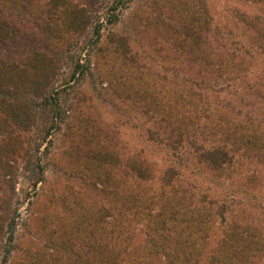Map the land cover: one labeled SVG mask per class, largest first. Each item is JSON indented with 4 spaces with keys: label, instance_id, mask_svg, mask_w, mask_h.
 <instances>
[{
    "label": "rangeland",
    "instance_id": "1",
    "mask_svg": "<svg viewBox=\"0 0 264 264\" xmlns=\"http://www.w3.org/2000/svg\"><path fill=\"white\" fill-rule=\"evenodd\" d=\"M68 1L86 8L93 19L73 35L69 46L57 45L53 48L59 63L51 93L54 96L55 91L60 93L58 106L67 113L72 115L80 110L81 117L95 115L98 125L103 128L101 144L117 156L128 158L139 154L154 165L156 181L147 187L149 195L154 197L151 203L153 214L160 210L162 203L157 197L158 175L168 165L172 155H166V148L163 154L160 153L155 141L147 139L145 127L158 128L164 138L177 128L188 129L191 134H197V143L204 147L225 143L231 149L233 144L224 136L241 137V148L229 152L233 155V163L225 166L220 174L205 169L203 165L195 170L182 166L176 179V187H179L176 195H194L193 203L199 207L203 205L209 213L206 216L211 226L208 236L201 239L194 233L193 239L190 237V241L198 240L192 250H199V253L195 255L196 251H190L197 264H210L213 256H219L220 260L229 259L230 264H243L245 255H237V242L232 238L251 235L264 242V49L261 42L255 40L256 33L248 25L249 19L264 16V2L201 0V6L197 0ZM43 2L32 5L40 7ZM190 7H196L199 14L208 16L212 31L208 45L188 42L184 44V50L180 44L170 42V36L173 35L176 20L190 21ZM16 10L10 14L15 17L12 23L16 27L21 26L24 34L18 44L9 46L10 50L2 45L0 50L3 48L17 55L24 52L30 54L45 45V41H40L41 32L37 33L35 25H32L35 19L32 13L28 10L26 15ZM62 11L66 12L67 8L63 7ZM96 24H100L101 39L93 44L97 38L94 33ZM111 33L127 39L132 55L138 61L136 73L126 77L125 87L116 82L110 84L113 70L106 66V62L109 48L114 45L108 39ZM206 51L212 52V56L224 55L218 62L221 64L211 69L202 64L200 59L208 54ZM230 59H233L231 64ZM77 61L84 65L89 63V69L84 74L77 73L70 81L69 76ZM142 87L144 95L140 92L130 95L134 88ZM146 90L149 92L146 93ZM25 99L33 105L36 117L31 129L22 136L28 141L30 152L41 160L39 165L45 169L46 181L33 187L35 172L38 171L35 157L28 158V161L20 157L15 159L17 171L13 177L11 205L0 220V240L4 244V249H0V260L6 258L4 264H8L10 258L28 264V225L34 226L35 221L42 218L48 231H54V235L58 236V233L67 230V238H70L74 232V215L69 212L67 204L71 206L70 203L67 200L64 202L62 197L66 196L68 189L87 191L68 157L70 131L67 126L62 125L59 131L45 133L53 102L33 96ZM150 114L155 118L150 119ZM211 121L224 126L223 131L210 136L204 126ZM200 126L206 129L204 137L198 132L197 127ZM71 129H75L80 136L84 131L74 126ZM184 145L179 157L186 160L195 152L186 142ZM47 146L49 151L46 152ZM117 175L120 177L121 173ZM101 201L108 203L105 199H98L97 203L101 204ZM122 208L125 209L123 205ZM221 208L224 219L219 213ZM10 219L15 225L7 229L6 223ZM142 219L139 223H124L123 230L130 235L132 246L147 238L146 220ZM93 222L90 219L87 225L80 227L81 240L94 241L97 237L99 233ZM176 232L179 231L173 233ZM187 234H191L189 230L183 236ZM37 240L41 241V237ZM170 240L172 247L176 240ZM48 249L52 253L51 263L73 264L75 252L72 251L70 258L65 250L56 247ZM176 250L172 249L173 252ZM185 250L189 249L186 247ZM178 252L183 254L185 251ZM131 256L125 264H134L136 252H131ZM250 262L264 264V252L260 259L251 257Z\"/></svg>",
    "mask_w": 264,
    "mask_h": 264
},
{
    "label": "trees",
    "instance_id": "2",
    "mask_svg": "<svg viewBox=\"0 0 264 264\" xmlns=\"http://www.w3.org/2000/svg\"><path fill=\"white\" fill-rule=\"evenodd\" d=\"M39 1H44L43 6L32 5V3L38 4ZM197 1L202 6L201 0ZM252 1L264 2V0ZM63 7L67 8L66 12L62 11ZM16 9L26 15H28V10L32 13L35 18L32 20V25H35L37 33L41 32L39 39L45 41V45L39 46L38 50L30 54L24 52L17 55L3 48L0 50V220L11 205L17 157L23 161L35 157L38 171L35 172L33 187L46 181L45 169L39 165L41 160L36 157L35 153L30 152L28 141L26 142L22 136L31 129L36 117L33 105L25 99L27 96L50 99L53 102L51 115L47 118L48 126L45 127V133L50 134L51 131H59L62 125L67 126L66 129L70 131L68 157L78 174V179L87 186V191L68 189L66 196L62 197L64 202L67 200L70 203L71 206L69 204L67 206L69 212L74 215L72 220L75 223L74 232L70 238H67L69 237L67 230L58 233V236L54 235V231H48L47 225L43 222L44 218L35 221L34 226L28 225V264H53L50 262L52 254L48 249L50 247L67 251L70 258L72 251L75 252L73 264H125L132 257L131 252H136L135 261L132 262L134 264H197V260L192 258L194 255L190 251H196L195 255L199 253V250H192L196 245L195 241L198 240L190 241V237L193 239L194 233L201 239L208 236L207 231L211 226L206 216L209 213L207 214L202 204L199 207L193 203L194 195L189 197H185V194L176 195L179 190V187H176V179L182 171V166L195 170L197 166L203 165L205 169L220 174L225 166L233 163V155L229 152L241 148V137L231 138L227 133L224 134L227 135L224 136L227 137L226 141L233 144L231 149L225 143L204 147L203 144L197 143V134H191L188 129L177 128L171 132L170 136L164 138L162 132L157 130L158 128L145 127L144 131L148 134L147 139L150 142L155 141L160 153L163 154L166 148V155H172L168 165L162 168V172L158 175L157 197L162 203L160 210L153 214L151 203L154 197L149 195L147 187L156 181L154 165L139 154L128 158L117 156L114 151L109 150V147L101 144L100 137L103 134V128L98 125L95 115L81 117L80 110L71 115L58 106L57 100L60 93L55 91V96L51 93L59 63L53 48L57 45L69 46L73 35L90 24L93 17L88 14L86 8L74 5L68 0H0V45L7 46L8 49L9 46L18 44L24 34L21 26L16 27L12 23L15 17L10 14L14 13V10L17 12ZM190 14L188 22L176 20L173 35L170 36V42L180 44L181 49H184V44L188 42H194L195 45L197 43L208 45V38L211 35L212 28L208 16L199 14L196 7H190ZM248 25L256 33L255 40H259L261 48L264 49V16L249 19ZM98 27L100 24L94 26L97 38L93 44H97L101 39ZM24 29L27 31V28ZM108 39L110 44H114L110 46V51L108 50L109 55L106 62V66L113 70L110 84L116 82L125 87L126 77L136 73L138 61L132 55L126 38L111 33ZM198 50L197 46L196 51ZM206 52L208 54L206 53V56L200 59L202 64L210 69L216 64H221L218 62L224 55L212 56L210 54L212 52ZM231 61L233 59L229 60L230 64ZM89 65V63L84 65L77 61L69 80H74L77 73L84 74L89 69ZM143 88H134L133 92L130 91V95L139 92L140 95H144ZM122 91L125 92L126 89L123 88ZM147 92L149 91L146 90ZM152 101L154 102L153 99ZM160 110L164 111L162 108ZM149 118L153 119L155 115L150 114ZM163 120L167 119L163 118ZM72 126L78 130H84L81 136L75 129H71ZM89 127H92L91 131ZM204 127L210 136L216 135L217 132L220 133L224 128V126L214 124V121ZM197 129L204 137L206 129L201 126ZM184 142L195 152L193 157L186 160L179 157L181 150L185 148ZM244 146H250V144ZM253 146L257 145L253 143ZM48 149L47 146L46 152L49 151ZM117 173H121V176L119 177ZM69 199L72 200L68 201ZM98 199H105L108 203L101 201V204H98ZM222 210L221 208L219 213L224 219ZM90 219L94 220V227L99 234L94 241L81 240L80 227L87 225ZM140 219L146 220L147 238L132 246L130 235L123 230L124 223L128 221L139 223ZM13 225L15 222L12 219L6 223L7 229ZM177 230L179 232L173 233ZM188 230L191 233L187 234L189 240L188 236H183ZM202 234L205 235L203 238ZM9 237L13 240L12 236ZM40 237L41 241H38L37 238ZM171 238L176 240L172 247ZM233 239L237 242L235 246L238 247L237 255H245V260H242L243 264L245 262L251 264V257L260 259L264 252V242L254 236L239 235L233 237L232 241ZM186 247L189 250L186 251ZM0 249L1 251L4 249L1 240ZM172 249L185 252L179 254L178 250L173 252ZM10 252L11 249L8 253ZM24 259L27 257L24 256ZM5 260L7 261L6 258ZM5 260L1 259L0 264H4ZM228 260L226 258L220 260L219 256H213L210 264H230L231 261ZM8 264L26 263L15 262L10 258Z\"/></svg>",
    "mask_w": 264,
    "mask_h": 264
}]
</instances>
